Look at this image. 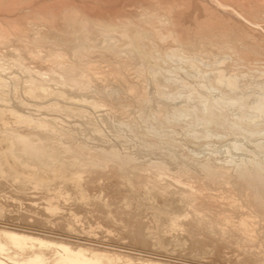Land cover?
<instances>
[{"label":"bare ground","instance_id":"obj_1","mask_svg":"<svg viewBox=\"0 0 264 264\" xmlns=\"http://www.w3.org/2000/svg\"><path fill=\"white\" fill-rule=\"evenodd\" d=\"M0 264H264V0H0Z\"/></svg>","mask_w":264,"mask_h":264},{"label":"rangeland","instance_id":"obj_2","mask_svg":"<svg viewBox=\"0 0 264 264\" xmlns=\"http://www.w3.org/2000/svg\"><path fill=\"white\" fill-rule=\"evenodd\" d=\"M259 69H260V67H258V71H259ZM253 70H254V69H253ZM176 96H178V97H177L178 100L181 99V98H179L180 95H176ZM181 97H182V96H181ZM177 99H176V100H177ZM176 100H175L176 103H175L174 105L178 106V105H180V104L182 103L181 101H180V103H179V101H178V100L176 101ZM181 100H182V99H181ZM173 103H174V102H173ZM177 104H178V105H177ZM152 107H153V106H152ZM164 107H165V108H163L162 111H163V113L166 112L165 114L167 115V117L170 118L169 120L172 121V119H173V118H172V115H175L176 118H175V116H174V119H176V120H174V121H177V120H178V122H179V120H180V122L178 123V122H174V121H172L173 124L175 123V126H174V127H173L172 123H170L169 120H168V121L166 120V121L163 123V125H165V123H168V122H169V124L172 125L174 132H173V130H171V131L169 130V131L171 132V133H170V132L168 131V129H167V130L165 129L166 126H168V124L165 125V127L163 128V125H162V124L157 123V121H155V122L157 123L158 127H159V131L161 130V128L164 129V131L161 130V131H163V133H164L165 131H167V132H165L164 135H163V133H162L161 131L159 132V134L161 133V134L163 135V136H162V135L160 134V135L163 137V138H160L161 140H163V139L166 140V139H167V141H170V142H171V140H173V139L170 140V138L167 137L168 135H169V137H172V138L175 136V137H174V140H173L171 143H173V142L175 143V141H176L175 139H177V138H178V139H177L176 142H178L179 140H182V139L184 138L183 141H184V140H185V141H184V142L182 141L183 144H186V145H184V146H185V147H189V148H187V149H190V148H191V149H193V150H197V151L203 150L205 147H207L208 145H210L209 143H210V141H212L213 143H216V144H217V145H216V144H213V143H212L214 149L217 148V149H218V153L222 154V153L225 152V149H226V148H225L224 150H222V149H223V148H222V147H223L222 142L225 144L224 147H226L227 144H228V146L230 147V145L233 144V142L235 143V142L238 140V137L241 138V136L237 135L238 133H234V132H232L229 128H227V127H223V126L220 127V128H222L221 130H222V132H225V134H222V135H221L222 132L220 133V132H219L220 130H219L218 128H217V129H218L219 131H215V129H213V127H214L213 124H212V125H211V124H209V125H204V124L199 123V122H196V121H195V123H194V122H192V120L190 119V116H189V115H186V114H185V115H186V116H189V117L185 118V119H187V122H185V121H186L185 119H183V120H182V119H179L181 115L178 116V115L175 114V110H176V108H175V110H174V106H173V107H172V106H167V107L164 106ZM168 107H169V109H168ZM171 107H172V110H173V111L171 110L172 113H173L172 115H171V113H170V112H171V111H170ZM236 107H237V106H236ZM152 109L154 110V109H156V108L153 107ZM162 111H161V112H162ZM154 112H155V111H154ZM228 112L231 113V110L228 111ZM167 113H168V114H167ZM230 113H229V114H230ZM185 115H184V116L182 115V118L186 117ZM231 115H232V114H230L229 116H231ZM170 116H171V117H170ZM167 119H168V118H167ZM181 120H182V121H181ZM183 121H184V123H183ZM190 121H191V125H192V123H193V125H194V124L197 125V127L194 125L193 130H195V129L198 128L199 130L201 129V131H199V130H195V131H193V130L191 129V127H193V126H191L190 124H189L190 127L188 126V123H189ZM155 122L153 121V123H155ZM185 123H186V124H185ZM181 124H182V125H181ZM183 124H185V125H183ZM176 125H180V126H182V127L184 126V128L186 127V130H185V131H187V132H184V130H182V131H183V132H182V131H181L182 128H180V126H177V127H176ZM210 125H211V126H210ZM209 126H210V129H209ZM212 126H213V127H212ZM169 127H170V128H169ZM172 127H171L170 125L168 126L169 129H172ZM178 127L180 128L179 130L177 129ZM175 128H176V129H175ZM189 128H190L192 131H191ZM204 128H205V129L207 128L206 130H208V132H207V131L205 132V129H204ZM215 128H216V127H215ZM187 129H188V130H187ZM203 129H204V130H203ZM217 129H216V130H217ZM202 130H203V131H202ZM175 131L177 132V134H176ZM178 131H179L180 133L182 132L181 135H178V134H180ZM197 131H199V133L203 132V135L200 137L201 134H199ZM213 131H214L215 133H214ZM172 132H173V133H172ZM192 132H194V133L196 132L195 134H196V136H197V134H198V136H197V137H196L195 135L193 136L194 133H192ZM167 133H168V134H167ZM206 133H209V134L206 135ZM212 133H213V134H218V136H217V135H216V136L213 135V136H214V137H213V136L211 135ZM219 133H220V134H219ZM171 134H172L173 136H172ZM187 134H188V135H187ZM233 134H234V135H233ZM165 135H167V136H165ZM170 135H171V136H170ZM208 135H209V138H208ZM210 135H211V136H210ZM219 135H220L223 139H222ZM161 136H160V137H161ZM178 136H179V137H178ZM204 136H205V138H207L209 141H208L207 139H205ZM164 137H167V138H164ZM215 138H216L217 140H215ZM205 140H207V141H205ZM220 141H221V142H220ZM227 141L230 142L231 144L229 145V143H227ZM207 142H209V143H207ZM205 143H206V144H205ZM218 144H219V148H220L221 150L218 148ZM204 145H205V146H204ZM212 145H210V147L205 148V151H206V149H207V150H211V149H213ZM214 145H216V147H215ZM228 146H227V147H228ZM173 147H174V146H173ZM185 147H184V148H185ZM203 147H204V148H203ZM174 148H176V146H175ZM209 148H210V149H209ZM227 149H228L229 151H232V150H233V149L231 150V148H227ZM228 150H227V151H228ZM216 151H217V150H216ZM234 151H236V150L234 149V150L231 152L233 155H237V154L239 153V152L237 151V154H236ZM233 152H234V153H233ZM203 154H204V153L201 152L200 155H203ZM134 220H135V221H134ZM137 220H138V219H135V218L132 220V221H134V222H132V224H131L133 227H134L136 224H138V221H137ZM227 263H228V261H227Z\"/></svg>","mask_w":264,"mask_h":264}]
</instances>
